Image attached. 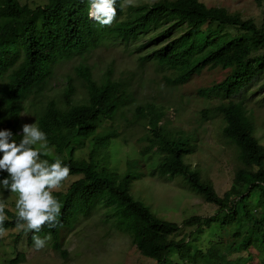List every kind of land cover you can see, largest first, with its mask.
I'll return each mask as SVG.
<instances>
[{
  "label": "trees",
  "instance_id": "obj_1",
  "mask_svg": "<svg viewBox=\"0 0 264 264\" xmlns=\"http://www.w3.org/2000/svg\"><path fill=\"white\" fill-rule=\"evenodd\" d=\"M115 7L116 17L112 24L102 26L89 17V0H47L35 8L20 4L18 0H0V130H11L12 140L20 142L19 118L25 108L24 102L31 89H43L55 63L74 53L89 51L108 37L129 39L145 32L152 24L168 26L160 36L175 29H184L178 37L152 50L147 59H156L160 65L176 69L178 72L174 78L165 77L168 83L173 84L186 82L192 74L200 73L204 68L230 69L224 79L200 88L198 94L226 99L212 109H202L201 113L205 118L210 112L222 116V135L236 146L239 167L230 187L219 196L211 181L202 178L195 168L184 162L183 151L178 144L166 142L163 148L173 146L174 150L159 171L183 175L206 202L217 205V214L223 212L234 216L239 213L247 222L252 221L248 225L252 233L264 231V213L260 217H252L245 208L250 192L261 186L263 193L258 200L264 208V146L254 136L255 126L244 108L243 99L233 100V96L239 95L264 72V16L258 25L251 17L244 18L239 12H231L225 7L207 6L200 0H157L131 5L123 19H119L124 13L121 0H116ZM212 23L218 29L201 28ZM225 27L234 29L236 33L222 31ZM74 71L83 82L86 99L74 102L75 89L69 80L63 101L58 104L54 99L48 100L39 109L36 124L46 133L49 147H53L46 157L54 161L50 155L57 153L63 158V164L70 168L69 174L81 177L72 181L64 192H53L61 203L58 224L54 228L45 225L39 233L28 231L29 243L33 241V235L50 234L55 237L60 226L69 225L78 214L87 213L101 202L113 207L117 216L113 226L129 236L141 255L156 264H163L169 249L174 248L181 264H200L206 256L185 246L188 235L170 238L178 231L179 225L160 218L134 199L128 188V177L114 181L104 167L72 155L76 146L83 147L87 143L93 147L105 146L116 135L114 131L97 135V127L105 120L114 119L127 97L126 83L111 79L110 72L97 82L87 64H77ZM144 107L150 118L148 123H151L150 114L155 117V108L151 105ZM136 110L142 112L144 109L140 106ZM6 176L7 173L0 172V179ZM6 214L3 227L16 228V214L8 210ZM203 222L201 217L191 216L184 219L182 225L198 228ZM249 245L250 241H246L247 248ZM53 247L59 251V242H54ZM223 250L219 242L211 246L206 251L209 264H241L237 257L231 263L222 262L220 254ZM230 250L237 251L234 246ZM23 255L19 253L12 263H17Z\"/></svg>",
  "mask_w": 264,
  "mask_h": 264
},
{
  "label": "rangeland",
  "instance_id": "obj_2",
  "mask_svg": "<svg viewBox=\"0 0 264 264\" xmlns=\"http://www.w3.org/2000/svg\"><path fill=\"white\" fill-rule=\"evenodd\" d=\"M31 8L43 5L47 0H18ZM157 0H121L125 18L131 5L152 3ZM207 6H221L231 12H239L244 18L251 17L258 25L263 22L264 0H200ZM264 23V22H263ZM155 25V24H152ZM145 32H139L129 39L108 37L95 48L81 54H73L53 65V73L42 90L31 89L25 108L20 112L19 126L36 124V116L46 102L54 99L60 104L63 92L70 80L74 87V102L86 99L83 82L77 78L74 67L87 64L91 67L93 78L101 82L108 72L111 79L126 83V101L121 105L114 119L105 120L97 127L96 134L115 132L108 143L93 147L91 144L74 147L72 155L83 158L104 167L114 181L128 177V188L134 199L142 202L162 219L179 225L178 231L170 238L179 239L188 235L185 246L190 250H199L206 256L200 264H209L206 251L215 243H220V254L224 263H231L237 257L241 264H263V230L252 233L248 225L252 221L241 214L228 216L217 214V205L206 202L202 195L193 190L181 174H164L159 171L173 146L163 148L166 142L175 143L183 151V160L190 164L202 178L211 181L216 193L221 196L233 180L239 167L237 148L222 135L224 125L220 114L210 112L205 118L203 109H212L221 102L220 96H201L200 88L220 82L230 69L220 67L204 68L200 73L192 74L184 83H168L177 75L176 69L160 65L156 59H147V55L173 37H178L184 29H175L169 34L159 35L168 26L159 24ZM204 30L218 29L215 23L203 25ZM221 31V30H219ZM222 31L235 34L232 28ZM153 39H151V38ZM150 38L149 42L147 41ZM243 99L244 108L253 120L254 136L264 146V72L256 76L234 101ZM153 106L155 117L151 123L144 106ZM142 106L143 111L136 108ZM142 113L145 114L142 117ZM155 134V135H154ZM37 148L39 144L35 145ZM94 148V149H93ZM53 151V147H49ZM49 155V154H48ZM50 155L54 160L57 153ZM49 163L54 162L48 157ZM81 175L69 174L61 187L53 192H64L69 184ZM261 188L250 192L245 202L252 217H260L264 208L259 204L263 193ZM245 190V188H244ZM0 188V201L6 203V211L16 213L15 201L18 194L5 192ZM199 216L203 223L196 228L182 225L183 220ZM209 219V217H211ZM117 216L112 206L98 202L85 214H78L67 226H60L55 237L51 236L45 248L36 251L33 241L29 243L28 232L8 228L7 234L0 238V264H156L150 258L139 253L129 236L120 233L116 225ZM44 237L45 235H39ZM59 242L60 250H55L54 242ZM246 241L250 245L246 247ZM237 251L230 252L231 247ZM19 253H24L17 263H12ZM208 257V258H207ZM163 264H181L178 253L170 248L167 260Z\"/></svg>",
  "mask_w": 264,
  "mask_h": 264
},
{
  "label": "clouds",
  "instance_id": "obj_3",
  "mask_svg": "<svg viewBox=\"0 0 264 264\" xmlns=\"http://www.w3.org/2000/svg\"><path fill=\"white\" fill-rule=\"evenodd\" d=\"M89 17L102 26L111 25L116 17V0H89ZM22 139L19 143L12 140L11 130H0V172L7 176L0 179L4 190L18 194L15 201L16 226L18 230L39 233L48 225L54 228L58 224L61 203L53 191L61 187L70 168L60 158L49 163L41 159L50 149L46 133L37 124L22 126ZM39 144V147H34ZM6 203L0 201V238L7 234L3 227ZM33 247L36 251L46 247L51 235L40 237L33 235Z\"/></svg>",
  "mask_w": 264,
  "mask_h": 264
}]
</instances>
